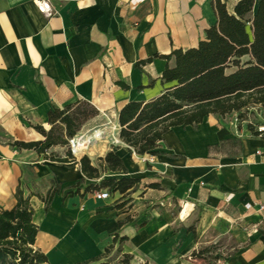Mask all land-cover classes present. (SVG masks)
Returning <instances> with one entry per match:
<instances>
[{
	"label": "crops",
	"instance_id": "1",
	"mask_svg": "<svg viewBox=\"0 0 264 264\" xmlns=\"http://www.w3.org/2000/svg\"><path fill=\"white\" fill-rule=\"evenodd\" d=\"M38 1L0 0V209L15 206L20 183L46 194L55 180L60 193L47 212L38 198L31 200L37 246L50 264H75L113 243L118 221L128 215L116 207L122 201L114 204L122 195L105 201L81 189V195H67L83 181L79 163L46 161L11 143L42 141L31 125L48 130L50 110L87 101L99 115L81 132L88 128L90 139L102 132L95 151L108 150L103 142L111 129L128 150L119 139L120 110L158 97L166 87L162 56L196 48L217 18L214 0H48L50 17ZM220 1L232 14L242 0ZM160 151L139 157L128 150L126 177L159 184L143 189L140 199L162 206L146 207L120 232L132 264H190L194 251L224 237L245 246L216 264H264V139L252 136L235 114L210 115L196 128H171Z\"/></svg>",
	"mask_w": 264,
	"mask_h": 264
},
{
	"label": "trees",
	"instance_id": "2",
	"mask_svg": "<svg viewBox=\"0 0 264 264\" xmlns=\"http://www.w3.org/2000/svg\"><path fill=\"white\" fill-rule=\"evenodd\" d=\"M212 7L217 22L205 31L196 48L174 50L170 55L162 56L167 63L161 77L162 85L166 86L162 93L148 102H129L120 110L119 139L131 153L139 157L159 156L163 154L160 144L171 128H196L210 115L225 117L252 105L264 109V0H242L232 14L220 0H214ZM152 60L140 61L136 67L141 68ZM231 68L234 70L227 72ZM98 115L99 111L87 101L52 109L48 113V130L31 125L43 137L42 141H14L11 146L18 150H33L46 161L81 164L85 178L99 180L88 185L83 194L102 190L111 195L118 193L122 195V202L116 207L127 213L124 208L131 201L128 197L141 188L159 189V184H142L141 179L130 177L102 178L88 160L77 162L70 141ZM247 129L252 136L264 139V130L256 131L251 125ZM55 148H62L64 153L55 152ZM82 183H77L76 191L67 195H81L79 187ZM32 188V191L28 190L20 183L15 193V206L0 209V264H50L48 256L37 246L40 230L34 222L31 200L38 198L47 212L60 193V186L52 179L46 194L40 193L34 185ZM135 222L130 215L118 221L113 243L104 253L75 264H132L133 257L122 249L128 238L120 236V232ZM146 224L143 222L139 227ZM188 231L198 239L194 227ZM212 249L213 246H207L194 251L190 264L205 260Z\"/></svg>",
	"mask_w": 264,
	"mask_h": 264
},
{
	"label": "rangeland",
	"instance_id": "3",
	"mask_svg": "<svg viewBox=\"0 0 264 264\" xmlns=\"http://www.w3.org/2000/svg\"><path fill=\"white\" fill-rule=\"evenodd\" d=\"M234 68L229 69L227 72L233 71ZM236 118H238V122L244 125L246 128L251 125L254 130L261 131L264 130V109L259 106H250L247 109H244L240 113L235 114ZM88 128H85L83 132H81L75 138L82 139L83 146L80 150L74 155L75 158L80 162L82 159L88 160L91 166L96 167L99 171L100 176L106 175L111 177H126L129 170L128 159L130 158L129 152L125 149L117 140L116 136H114V130L111 129L109 131L108 139L103 142L107 146V151H95L97 144H102L101 137L102 132H99L100 136L96 139H90V133L87 132ZM97 143V144H96ZM80 165V176L83 178V184L79 187L82 191L85 190L86 186L91 182H95L85 178ZM143 184V183H142ZM142 188L136 194L128 197L127 200H131L125 206L124 210H126L127 214L131 217H137L145 212V208L149 206L150 209H161V205L154 204L158 202V200L148 201L142 198ZM111 198L116 199L117 196L111 195ZM122 201V198L116 199L114 204ZM152 202V205L149 203ZM178 210V206L172 207L170 213L175 214ZM212 247L213 249L209 255H207L205 260H200L197 264H216L219 259H227L234 255V253L240 248L244 247L241 241L235 238H217L214 242H212L208 247ZM207 247V246H206Z\"/></svg>",
	"mask_w": 264,
	"mask_h": 264
},
{
	"label": "built area",
	"instance_id": "4",
	"mask_svg": "<svg viewBox=\"0 0 264 264\" xmlns=\"http://www.w3.org/2000/svg\"><path fill=\"white\" fill-rule=\"evenodd\" d=\"M38 9L41 13L45 14L46 16L50 17L52 15L51 9H50V4L48 0H39L37 2ZM78 138H74L70 141V148L72 150V153L75 155L77 153V148H78ZM81 148V147H80ZM95 198L98 201H105L109 200L111 198V194L107 190H103L100 192H96L94 194ZM247 209L250 208V206H246ZM263 209V208H262Z\"/></svg>",
	"mask_w": 264,
	"mask_h": 264
},
{
	"label": "bare ground",
	"instance_id": "5",
	"mask_svg": "<svg viewBox=\"0 0 264 264\" xmlns=\"http://www.w3.org/2000/svg\"><path fill=\"white\" fill-rule=\"evenodd\" d=\"M95 136H96V138H97V137L100 136V134H96ZM85 142H86V141H85ZM85 142H83L82 139H81V140H78V148H77V150H76L77 152L80 150V147H82L83 144H84ZM61 257H62V256H58L59 259H60Z\"/></svg>",
	"mask_w": 264,
	"mask_h": 264
}]
</instances>
